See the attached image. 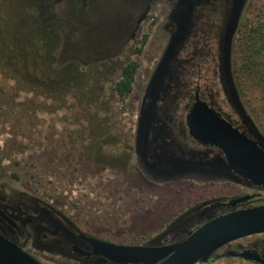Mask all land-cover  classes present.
<instances>
[{"label":"rangeland","instance_id":"374dc122","mask_svg":"<svg viewBox=\"0 0 264 264\" xmlns=\"http://www.w3.org/2000/svg\"><path fill=\"white\" fill-rule=\"evenodd\" d=\"M38 1L45 14L35 7ZM212 2L198 9L169 105L178 90L207 84L226 112L236 110L264 139L263 94L241 80L239 70V43L264 19V0L245 2L233 38L231 72L240 105L225 92L219 71L228 0ZM181 5L184 0H0V168L84 231L114 243L151 245L167 233L179 240L195 223L194 230L217 216L216 208L202 206L253 190L264 197V189H251L219 165L149 176L128 160L136 155L146 87L177 29ZM42 26L57 31L53 42ZM133 60L140 63L133 90L121 97L115 84ZM188 147L197 155V146ZM254 238L264 240V233L235 243ZM222 252L213 263L253 264Z\"/></svg>","mask_w":264,"mask_h":264},{"label":"water","instance_id":"95a60500","mask_svg":"<svg viewBox=\"0 0 264 264\" xmlns=\"http://www.w3.org/2000/svg\"><path fill=\"white\" fill-rule=\"evenodd\" d=\"M184 1L185 6L181 5L182 7L179 6L177 9L176 15L178 14L179 17L177 29L157 63L144 93L138 125L140 141L148 140V130L153 120V114L157 111L158 102L163 101L165 105H169L176 89L181 84L179 69L182 67L183 61L179 55L196 25L199 7L206 3L214 4L212 0ZM246 1L228 0L220 36L222 84L225 92L237 105H240L239 92L231 72L230 60L233 38L238 30L240 16ZM116 46L110 51L97 53L98 57L104 54L111 55L118 49ZM188 124L194 138L205 145L220 148L225 154V158L219 156L208 158L204 162V166H222L231 174L234 173L232 175L235 178L264 187V139L257 135L253 127L249 125V133L241 130L212 105L202 100L194 104L188 116ZM140 126L141 130L143 128L145 132H140ZM194 165L193 163L191 166ZM249 197L251 196L231 199L225 204L235 206ZM263 233L264 204L236 209L219 215L191 232L182 241L163 246L118 244L93 236L88 240L94 248V253L108 259L112 264H206L214 256L222 257L217 253L225 245H231L234 241L244 237ZM228 254L264 264V258L259 253L248 249L242 252L230 250ZM0 262L4 264H43L1 236Z\"/></svg>","mask_w":264,"mask_h":264},{"label":"flooded vegetation","instance_id":"af4514ba","mask_svg":"<svg viewBox=\"0 0 264 264\" xmlns=\"http://www.w3.org/2000/svg\"><path fill=\"white\" fill-rule=\"evenodd\" d=\"M218 97L219 93L213 92L210 86L205 84V87H203L197 83L196 86H192L182 93L178 90L177 98L170 105H165L163 101H159L157 111L153 114V120L148 130V140L140 141V135H138L135 145L136 155L133 158L132 156L128 157V160L132 161L136 172L139 175L149 176L173 175L181 171L188 172L187 166L193 163L197 168H203L204 162L208 160L206 152L209 149L212 150L213 155L225 158V154L220 148L205 145L194 138L191 135L188 124V116L194 104L202 100L212 105L224 117L230 120L234 126L239 127L243 131H248L249 127H247L248 124L245 119L242 116L239 119L236 114L237 111L234 109L232 114L226 112L224 107L218 102ZM140 132H145L143 128L141 130V126ZM189 144H194L198 147L196 150L197 155L194 157L191 155L190 148L188 147ZM232 174L234 175V173ZM15 181L7 178L6 173L0 168V236L2 238L9 243L17 245L25 253L43 264H47L48 258H51L55 263L112 264L111 261L103 256L96 255L92 244L88 240L92 236L101 240L106 239L84 231L75 224L66 212L49 203L45 198L38 196L31 189L15 184ZM240 181L251 189H264V187L254 185L249 181ZM247 195L251 197L235 206L225 204L231 199ZM262 204H264V197L260 192L253 190L236 197L215 200L202 206L201 209L208 211L213 209L210 208L211 206H215L217 216H219L232 210ZM193 228L187 231L179 240L167 236L169 234L167 233L158 243L151 245L163 246L182 241L191 232L195 231ZM247 241L244 244H240V242L235 243L234 241L235 244H232V246L225 245L221 249L222 253L226 258H229L231 256L228 254L230 250L242 252L248 249L259 253L264 258V240L254 238L253 241ZM51 253L55 254L52 256L50 255ZM232 257L253 264H261L256 260H247L238 256ZM214 261L215 256L206 264L213 263ZM0 264L4 263L0 262Z\"/></svg>","mask_w":264,"mask_h":264},{"label":"trees","instance_id":"16d2710c","mask_svg":"<svg viewBox=\"0 0 264 264\" xmlns=\"http://www.w3.org/2000/svg\"><path fill=\"white\" fill-rule=\"evenodd\" d=\"M40 3L41 1H38L35 7L38 5V12L42 11L45 14L47 10L45 11ZM35 23L40 25L39 21ZM43 28L47 30L46 35L50 38L49 41L53 42L54 38L58 36L57 31L45 26ZM148 37V34L143 36V44L146 43ZM46 47L48 48L49 44L45 43L43 49H46ZM239 47L243 58V62L239 68L240 78L245 83L249 82L251 88L259 89L264 97V19L247 28L242 42L240 41L239 43ZM137 52H141V49L139 48ZM139 65V61L133 60L123 67L121 78L116 82L114 88L121 97H125L132 92Z\"/></svg>","mask_w":264,"mask_h":264},{"label":"built area","instance_id":"2783aa9c","mask_svg":"<svg viewBox=\"0 0 264 264\" xmlns=\"http://www.w3.org/2000/svg\"><path fill=\"white\" fill-rule=\"evenodd\" d=\"M211 264H215V263H211Z\"/></svg>","mask_w":264,"mask_h":264}]
</instances>
